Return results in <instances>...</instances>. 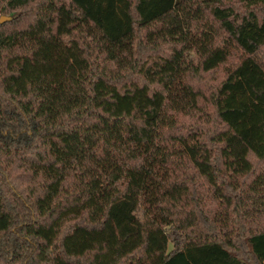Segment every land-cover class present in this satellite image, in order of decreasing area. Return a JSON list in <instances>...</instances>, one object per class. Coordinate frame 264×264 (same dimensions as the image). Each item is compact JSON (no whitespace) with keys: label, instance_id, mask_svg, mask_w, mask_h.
Returning <instances> with one entry per match:
<instances>
[{"label":"trees","instance_id":"16d2710c","mask_svg":"<svg viewBox=\"0 0 264 264\" xmlns=\"http://www.w3.org/2000/svg\"><path fill=\"white\" fill-rule=\"evenodd\" d=\"M0 264H264V0H0Z\"/></svg>","mask_w":264,"mask_h":264},{"label":"water","instance_id":"95a60500","mask_svg":"<svg viewBox=\"0 0 264 264\" xmlns=\"http://www.w3.org/2000/svg\"><path fill=\"white\" fill-rule=\"evenodd\" d=\"M11 19H12L11 16H4V15H2V16H0V23L5 22V21H9Z\"/></svg>","mask_w":264,"mask_h":264}]
</instances>
